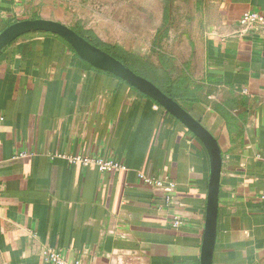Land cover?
I'll return each mask as SVG.
<instances>
[{
    "label": "crops",
    "instance_id": "crops-1",
    "mask_svg": "<svg viewBox=\"0 0 264 264\" xmlns=\"http://www.w3.org/2000/svg\"><path fill=\"white\" fill-rule=\"evenodd\" d=\"M54 1L0 0V32L33 15L66 25L48 13ZM210 9L164 53L196 88L198 102L180 105L221 150L213 264H264V30L239 24L246 11L264 14V0ZM85 29L150 57L142 43ZM71 157L112 158L128 171ZM137 173L176 186L146 187ZM208 177L204 147L179 122L60 40L18 38L0 54V264H46L45 249L69 264H199Z\"/></svg>",
    "mask_w": 264,
    "mask_h": 264
},
{
    "label": "water",
    "instance_id": "water-1",
    "mask_svg": "<svg viewBox=\"0 0 264 264\" xmlns=\"http://www.w3.org/2000/svg\"><path fill=\"white\" fill-rule=\"evenodd\" d=\"M31 32H44L62 38L83 62L95 69L119 78L133 87L137 92L154 101L202 144L208 156L209 177L199 264H213L217 238L219 187L222 170V155L216 138L198 120L190 115L179 102L166 96L153 83L138 76L122 63L91 45L70 27L60 22L37 18L10 24L0 32V54L13 41Z\"/></svg>",
    "mask_w": 264,
    "mask_h": 264
},
{
    "label": "rangeland",
    "instance_id": "rangeland-1",
    "mask_svg": "<svg viewBox=\"0 0 264 264\" xmlns=\"http://www.w3.org/2000/svg\"><path fill=\"white\" fill-rule=\"evenodd\" d=\"M217 1L56 0L47 7V10L68 27H73L79 21L85 28L92 27L100 34H107V30L113 31L130 46L142 43V49L148 50L151 60L155 61L156 56L149 47L165 24L166 8L169 12L170 32L168 40L165 37L161 44L165 53L166 50L170 51L180 37L185 41L199 21L208 22L212 15L210 5L213 3L215 6Z\"/></svg>",
    "mask_w": 264,
    "mask_h": 264
},
{
    "label": "trees",
    "instance_id": "trees-1",
    "mask_svg": "<svg viewBox=\"0 0 264 264\" xmlns=\"http://www.w3.org/2000/svg\"><path fill=\"white\" fill-rule=\"evenodd\" d=\"M166 8V16L164 17L165 24L158 31L156 38L152 44L151 52L156 56V63L151 62L150 57L147 55H139L137 53H130L125 51L122 47L118 45H110L101 42L97 36L93 33V31L85 29L84 25L81 22H76L73 27H70L75 33L85 39L91 45L99 48L104 51L115 60L122 63L125 67L132 70L135 74L140 77L145 78L146 80L153 83L157 88H159L166 96L170 97L176 102H189V103H197L198 100L196 98V88H191L188 84L187 79L184 77H175L174 72L171 69L172 58L166 55L162 50V41L167 36L169 30V14ZM38 16L33 15L29 19H37ZM9 24L4 26L7 27ZM34 36L41 37H52L63 42L68 49H70L74 54L73 49L60 37L44 33V32H31L24 34L20 38H32ZM76 55V54H75ZM77 56V55H76ZM94 71L107 75L108 77L116 80L117 82L123 84L124 86L130 88L131 90L136 91L133 87H131L126 82L120 80L119 78L103 72L101 70L95 69L90 66ZM139 95L144 96L139 93ZM147 98V97H146ZM149 99V98H147ZM153 104L161 108L154 101L149 99ZM165 111V110H164ZM167 114V112L165 111ZM169 115V114H168Z\"/></svg>",
    "mask_w": 264,
    "mask_h": 264
},
{
    "label": "built area",
    "instance_id": "built-area-1",
    "mask_svg": "<svg viewBox=\"0 0 264 264\" xmlns=\"http://www.w3.org/2000/svg\"><path fill=\"white\" fill-rule=\"evenodd\" d=\"M239 24L248 30H264V14L252 11L244 12L239 20ZM70 163H79L82 168L94 165L100 173H120L127 172L128 168L123 164L117 162L114 159L108 158H82V157H71L68 158ZM138 181L146 187L157 188V189H169L175 188V183L171 181L161 180L155 177H147L144 174L137 173ZM264 199V197H263ZM179 221L175 218L173 226L177 228ZM43 261L46 264H69L65 261L60 254L53 249H45L42 253ZM71 264H81L80 261L75 260Z\"/></svg>",
    "mask_w": 264,
    "mask_h": 264
}]
</instances>
